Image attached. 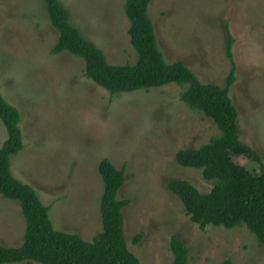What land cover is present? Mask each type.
I'll return each mask as SVG.
<instances>
[{
  "label": "rangeland",
  "instance_id": "374dc122",
  "mask_svg": "<svg viewBox=\"0 0 264 264\" xmlns=\"http://www.w3.org/2000/svg\"><path fill=\"white\" fill-rule=\"evenodd\" d=\"M60 1L71 24L109 63L135 62L124 0ZM148 11L165 60H180L202 82L222 87L230 70L224 52L229 30L235 61L229 96L238 111L239 139L264 162V0H151ZM57 36L42 0H0V91L20 114L23 144L10 167L49 205L54 227L85 240L100 230L97 165L108 157L124 168L118 191V198L130 200L123 209L124 235L142 264H170L172 234L188 246L187 264H219L225 258L264 264V243L244 225L200 229L167 188L175 178L203 192L211 188L201 168L175 161L177 150L197 148L219 134L211 118L181 100L183 86L171 82L110 94L84 76L80 56L52 52ZM6 137L0 120V145ZM232 159L259 169L244 154ZM24 230L19 202L0 194V245L19 246Z\"/></svg>",
  "mask_w": 264,
  "mask_h": 264
},
{
  "label": "trees",
  "instance_id": "16d2710c",
  "mask_svg": "<svg viewBox=\"0 0 264 264\" xmlns=\"http://www.w3.org/2000/svg\"><path fill=\"white\" fill-rule=\"evenodd\" d=\"M51 25L57 30L53 53L68 51L84 62L83 74L110 94L158 87L167 83L183 86L180 98L191 108L211 118L219 134L211 136L197 148L176 151L175 161L181 166L201 168L211 188L203 192L183 178L170 179L166 185L182 202L190 220L200 229L208 224L233 228L244 225L264 243V162L261 155L242 143L238 133V111L229 96L235 80V61L229 30H226L225 54L230 70L224 87L202 82L182 61H166L159 49L148 6L151 0H124L123 9L129 22L127 33L135 50V62L111 64L103 51L84 37L69 20V12L60 0H42ZM0 120L7 137L0 145V194L20 204L25 218L21 244L0 245V264L37 261L41 264H142L127 247L124 235L123 209L130 200L118 198L125 181L124 168H117L110 158L97 165L102 182L99 200L101 228L91 240L77 232L58 230L49 216V205L42 202L36 190L17 179L11 171L10 157L23 147L19 128L20 114L0 91ZM244 154L259 169L249 170L233 161V155ZM140 233L135 236L137 242ZM170 264H187L189 248L172 234ZM219 264H233L225 258Z\"/></svg>",
  "mask_w": 264,
  "mask_h": 264
}]
</instances>
